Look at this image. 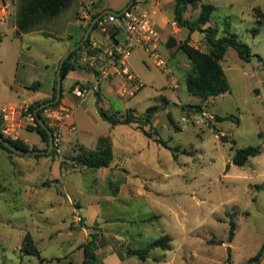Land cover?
Masks as SVG:
<instances>
[{
    "label": "rangeland",
    "instance_id": "rangeland-1",
    "mask_svg": "<svg viewBox=\"0 0 264 264\" xmlns=\"http://www.w3.org/2000/svg\"><path fill=\"white\" fill-rule=\"evenodd\" d=\"M111 3L121 5V0ZM207 3L217 6L209 23L218 28L217 36L236 35L253 53L251 61L246 62L235 49L227 51L221 65L230 91L208 99L192 95L185 84L191 69L185 54L177 51L169 55L170 72L166 73L142 48H135L128 67L142 80L144 88L135 97L127 98L120 96L125 92L124 85L116 84L111 93H106L100 107L118 117L130 113L142 116L151 107L161 103L164 107L162 96L177 100L178 103H171L181 108L164 107L152 122L154 128L146 127L153 135L158 132L174 148L171 150L154 138L130 137L131 127L113 128L100 114L94 96L86 102L85 97L76 98L72 86L93 80L88 71L77 68L62 85L64 98L71 102L77 130L69 132L67 126L62 128L60 152L36 157L1 151L0 264H79L85 259L80 245L87 244L94 235L93 250L99 239L93 222L108 224L127 237L128 244L120 247L127 256L128 248L142 249L163 234L171 236L172 250L156 248L147 261L134 259L124 264H242L258 253L264 244V22L257 9L264 13V0H207ZM198 15L199 9L189 7L185 17L194 20ZM116 37L120 42L125 40L122 33ZM191 43L202 51L209 50L203 32H196ZM6 77L13 79L10 75ZM41 77L46 79L42 88L46 91L55 76L51 80L46 75ZM108 86L103 83L102 89ZM23 99L15 88L0 89V102L15 105ZM184 105L199 106L202 112L184 109ZM169 114L180 130L171 124ZM217 117L228 120L217 121ZM32 126L27 120L22 123L25 128L22 141L30 150L36 146L24 140H40L31 131ZM98 137L114 138V157L122 159L132 175H136L133 180L144 181L148 197L124 193L116 202L103 199L88 210L92 222L84 217V209L91 205L88 202L108 192L115 195L118 190L104 183V169L94 171L77 166L72 158L83 147L77 140L91 147ZM126 143H131L138 152L125 153ZM249 146L259 147L262 153L243 167L235 165L236 149ZM43 150H47V144ZM48 160L60 162L61 170L76 173L66 178L72 201L63 191L61 180L49 176L59 174L60 169L53 166L51 171L45 164ZM228 164L230 170L226 173ZM76 215L82 217V222H75ZM231 220L235 221L236 230L229 242ZM76 225L83 230L79 232ZM27 233L33 237L40 256L22 250ZM94 263L101 264V258L97 256Z\"/></svg>",
    "mask_w": 264,
    "mask_h": 264
},
{
    "label": "crops",
    "instance_id": "crops-1",
    "mask_svg": "<svg viewBox=\"0 0 264 264\" xmlns=\"http://www.w3.org/2000/svg\"><path fill=\"white\" fill-rule=\"evenodd\" d=\"M5 1L7 4V8L5 11H0V36L2 38L0 41V89L7 87H10L11 89L15 88L17 93L21 94L24 97L23 101L15 104L17 106H29L36 102L51 100L57 80V72L62 58L72 47L75 46V42L77 40H80L85 35V30L90 26L94 16L97 14H102L107 10H113L115 12L122 13L131 2V0H121V5L112 6V0H108L104 2V4H102L104 0ZM202 2L207 3V0H202ZM134 3L135 4H133L131 8L135 9V11L144 12L149 15L153 28L159 34L158 52L168 64V56L174 55V53L178 51V46L172 48L167 47L168 39L170 37H174L177 40L178 44H180L189 36V31L186 28L179 27L174 21L176 1L135 0ZM197 9H199L200 13V8ZM106 15L102 17H105ZM114 28H116V25L112 26V29ZM118 33H122L124 35L122 30L119 29V32H116L113 38H110L101 34L97 29H95L91 32L89 38L99 41L102 44H111L115 40L118 41L116 37ZM194 36L195 33L192 35V40H194ZM54 43H57L58 46H54ZM191 45L195 46V44L192 43ZM77 67L81 68L79 66ZM82 70L85 69L82 68ZM73 72H75V70L70 71L66 78H68ZM88 72L92 75L93 80L76 84L95 83L97 80L95 74L90 71ZM9 75L13 76V79H8L6 77ZM43 75L49 76V80H51V77L53 75L55 76L54 81L49 82V84L51 85L46 91H42L44 82L46 80L41 77ZM134 75L138 78L139 83H141L142 85L139 91H136L134 84L128 82L125 78L116 77L111 80L102 82L100 84L99 90L95 93H91L85 96L83 101L86 102L89 100L90 96H94V103L96 104V106L99 103L100 106L103 102V99L107 95L106 93H111V91L113 90L112 86L116 84L124 85L126 93H123L122 95L119 94L120 96L127 98L135 97L144 88V83L136 74ZM65 79H62V85ZM37 83H39V85H37ZM103 83L109 85L108 88L105 89L106 91L102 89ZM168 100H170V103H178L177 100H172L170 98H168ZM8 103L13 104L11 102ZM161 105L159 104L158 107L161 108ZM60 106L71 109V102L69 98H64L63 96ZM163 111V109H160L155 114L152 122ZM94 112H97V110L94 109ZM135 116L139 117L141 115L135 114ZM72 121L74 122L73 119ZM120 126H125L128 129H130L129 127H131V129H133L128 132L130 137L143 135L148 139H152L147 137L135 123L128 125H112L113 128ZM150 126H153L152 123ZM23 129L25 128L22 127L20 129V137L22 136ZM38 136L40 139L38 141H24L31 142L39 150H43L46 143L43 141L42 137L39 134ZM101 138L102 137L95 138L91 147H88L87 145L81 143L79 140H77L76 142L81 144L85 148L95 150ZM21 140H23L22 137ZM111 147L113 151L116 148L114 138L111 139ZM123 150L125 151V153L131 155L135 151L138 152L139 149L135 147L133 148L131 143H126V146ZM1 151L4 150L0 149V156ZM8 157L10 158V156ZM51 163H53V161L49 162L48 160L47 162H45V164H48V168L51 171L54 170L53 166L59 167L60 173L55 176H49H53L61 180V187L63 191L72 201V198L69 196L67 191L66 178L76 173H71L65 169L61 170L62 167L60 162L54 161L53 165ZM102 169H104L102 171L105 174L104 183L107 186H113L118 191H115L117 192L115 193V195L108 192L100 197H93L90 202H88L91 204L89 205V208L84 209L85 218H90L88 210H92V208L100 204V201H102L103 199L109 200L110 202H116L124 193L130 196L142 198L148 197V191H146L144 188V181L139 182L138 180H133L132 178L136 177V175H132V173L126 168L122 159H120L119 157H114V161L110 165V167ZM94 180H97V182L99 181L98 178H95ZM89 221L93 222V219L90 218ZM93 224L96 226V228H98L99 234V239L94 246L93 252L96 257L99 256V258H101V264H124L126 261L138 259L134 256H127V254L120 251V247L125 246V244L127 245L129 240L127 237L117 233L118 229L112 228L108 224L94 222ZM75 228H77L79 232L83 230L79 225H76ZM104 246L106 248H103ZM85 247L86 244L80 245L81 250L86 256ZM138 260L141 261L140 259ZM41 261L43 262L45 260L43 259ZM83 261L84 260H82L79 264H82Z\"/></svg>",
    "mask_w": 264,
    "mask_h": 264
},
{
    "label": "trees",
    "instance_id": "trees-1",
    "mask_svg": "<svg viewBox=\"0 0 264 264\" xmlns=\"http://www.w3.org/2000/svg\"><path fill=\"white\" fill-rule=\"evenodd\" d=\"M176 6L174 11V21L175 23L181 27L186 28L189 31V36L183 40L180 44H178L177 40L174 37H170L167 41V45L169 48L178 46V51L185 54L190 63L191 69L189 70L186 77V87L190 94L199 96L202 99H208L209 97H214L220 94H224L230 91V84L227 79L226 73L221 65V61L224 59L229 48H233L237 51L239 57L246 61L250 62L253 58V53L251 48L245 42L238 40L236 35H231V37L223 36L218 37V28L209 25L211 21L212 15L217 10V7L211 3H204L202 0H175ZM135 4V3H134ZM200 8V13L198 17L194 20L187 19L185 17V13L188 8ZM258 13L261 16H258L264 22V13L257 9ZM98 15V14H97ZM95 15V16H97ZM94 16V17H95ZM97 28V24L94 27V30ZM87 29L85 30V32ZM196 32L205 33V37L207 40V44L209 47L208 51H202L195 46L191 45L192 35ZM116 33L113 34V36ZM84 37V36H83ZM77 40L75 45H77L82 39ZM0 36V41H1ZM90 38L86 41L88 44ZM81 49V47L79 48ZM79 49L75 50L70 54L67 60L64 62L62 69V79H65L70 71L76 70L78 67L73 62V59ZM39 85V83H37ZM78 85V84H76ZM74 85L72 89L76 86ZM57 94V80L54 87V93L51 100L44 102H36L34 104L29 105V110L35 114V110L42 105L43 103L50 102L56 98ZM63 99V88H62V98L61 100L51 106L57 107L61 104ZM163 106L167 107L170 104V100L166 97H162ZM99 106V103H98ZM164 107L159 108L158 106L149 108L146 113L142 116H135L133 114H127L122 117H118L116 115L107 114L100 106L99 112L102 117L109 121L112 125H128L135 123L138 127L144 132V134L149 138H154V140L162 145L165 148L174 150V148L170 147L168 143L159 137L158 132L156 135H153L150 131L146 130L147 126H150L155 114L160 110L164 109ZM43 110H40V114L43 113ZM170 115V114H169ZM43 116V115H42ZM44 118V117H43ZM46 120V119H45ZM169 120L172 125H175V120L172 116H169ZM228 120L226 117H217V121ZM47 124L48 121L46 120ZM238 123L240 121H237ZM153 127V126H151ZM154 128V127H153ZM176 130H180L178 126L175 125ZM31 131L37 132L43 139V141L47 144V149L49 147V135L48 133L36 122V126H32ZM2 136V134L0 133ZM224 137H222L223 139ZM15 147L22 150H30V147L25 144L23 141H14L9 138H5ZM0 149L6 151L10 155H15L13 151L9 150L7 147L0 142ZM32 150H39L37 147H33ZM57 153L56 149L52 150L48 155H36V157L42 156H53ZM262 153V150L259 147L249 146L246 148L236 149L235 155L233 158V163L237 166L243 167L245 166L251 158L259 156ZM19 155V154H16ZM74 163L77 166H81L87 169L98 170L102 168H108L114 161V154L111 147V140L109 137H102L97 145L95 150H91L85 147H81L77 156L72 158ZM230 170V164L226 167V173ZM236 223L234 220L230 222V230H229V242H232L235 236ZM96 236L93 235V238L86 244V256L82 264H95L96 256L91 248V245L95 242ZM225 242L221 241V244ZM160 248L163 251L172 250V238L169 234H163L160 238L156 239L154 242L149 244L147 247L142 249H132L128 248L127 252L129 256H134L140 259L141 261H146L150 258L151 252ZM22 250L27 254L40 256V251L38 250L35 241L30 233H27L24 237V242L22 245ZM231 249L229 248V253ZM264 259V244L261 246L260 250L256 255L249 258L245 263L242 264H261ZM230 263V256L228 259Z\"/></svg>",
    "mask_w": 264,
    "mask_h": 264
},
{
    "label": "built area",
    "instance_id": "built-area-1",
    "mask_svg": "<svg viewBox=\"0 0 264 264\" xmlns=\"http://www.w3.org/2000/svg\"><path fill=\"white\" fill-rule=\"evenodd\" d=\"M6 8V1L0 0V11H5ZM96 24V29L110 38H113V34L121 29L125 35V40L123 42L115 40L111 44H102L99 41L90 39L88 44L79 49L73 59L75 64L95 74L97 80L91 84L76 85L71 89L74 96L82 98L95 93L99 90L102 82L116 77L125 78L128 82L134 84L136 91H139L142 85L127 66L132 52L137 47L143 48L158 67L166 73L170 72L167 68V62L158 52L159 34L153 28L147 13L130 8L119 15L108 14L101 17ZM113 25H116V28L112 29ZM123 93H126V91ZM42 115L49 122L53 131L54 149L60 152L62 128L67 126L69 132L77 130L73 121L68 122L72 119V111L70 108L60 105L57 107L50 106L43 110ZM24 120L36 126L35 114L29 110V106H17L0 102V133L4 138L22 141L19 132ZM75 222H82V217L76 215Z\"/></svg>",
    "mask_w": 264,
    "mask_h": 264
},
{
    "label": "water",
    "instance_id": "water-1",
    "mask_svg": "<svg viewBox=\"0 0 264 264\" xmlns=\"http://www.w3.org/2000/svg\"><path fill=\"white\" fill-rule=\"evenodd\" d=\"M134 2H135V0H131L129 6L125 9V11L130 9L133 6ZM106 14L119 15L120 13L115 12L113 10H107V11L103 12L102 14H98L97 16H95L93 18V20H92L90 26L88 27L83 39L77 45L72 47L66 53V55L62 58V60L60 62V66H59V69L57 72V94H56V98L50 102L43 103L42 105H40L35 110V117H36L38 124L49 135V147H48V149L47 150H22V149L15 147L14 145H12L9 141H7L3 136L0 135V142L3 143V145L5 147H7L9 150H11L14 153L19 154V155H48L52 150H54L55 146H54L53 131L50 128V126L46 123V121L43 119V117L41 116V114L39 112L42 109H45L47 107H50V106L57 104L61 100V98H62V69H63L64 62L67 60V58L70 56V54L72 52L79 49L80 47H82L86 43V41L90 37L91 32L94 30L96 23L99 21V19L102 16H104ZM173 108L179 109V108H181V106L178 104H175V103H170L168 106V109L171 110ZM183 108L187 109V110H194V111H197L198 113L202 112V110L199 106L184 105Z\"/></svg>",
    "mask_w": 264,
    "mask_h": 264
}]
</instances>
